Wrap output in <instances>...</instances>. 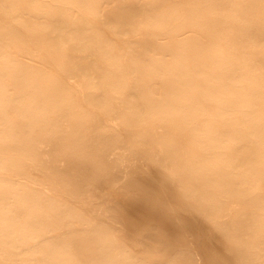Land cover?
Returning a JSON list of instances; mask_svg holds the SVG:
<instances>
[{
	"label": "bare ground",
	"instance_id": "6f19581e",
	"mask_svg": "<svg viewBox=\"0 0 264 264\" xmlns=\"http://www.w3.org/2000/svg\"><path fill=\"white\" fill-rule=\"evenodd\" d=\"M0 13V264H264V0Z\"/></svg>",
	"mask_w": 264,
	"mask_h": 264
},
{
	"label": "rangeland",
	"instance_id": "374dc122",
	"mask_svg": "<svg viewBox=\"0 0 264 264\" xmlns=\"http://www.w3.org/2000/svg\"><path fill=\"white\" fill-rule=\"evenodd\" d=\"M2 17V14L0 13V18ZM263 62H264V57H263Z\"/></svg>",
	"mask_w": 264,
	"mask_h": 264
}]
</instances>
